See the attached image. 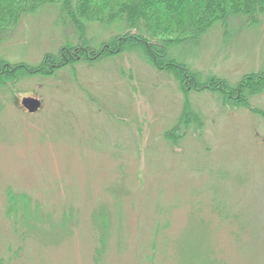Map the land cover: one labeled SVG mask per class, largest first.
I'll use <instances>...</instances> for the list:
<instances>
[{"label": "rangeland", "instance_id": "rangeland-1", "mask_svg": "<svg viewBox=\"0 0 264 264\" xmlns=\"http://www.w3.org/2000/svg\"><path fill=\"white\" fill-rule=\"evenodd\" d=\"M58 5L23 16L0 58L38 67L76 44ZM127 31L92 22L85 36L100 48ZM172 54L236 87L264 71V15L233 16ZM30 96L42 101L35 113ZM0 264H264V89L249 106L187 95L140 47L7 79Z\"/></svg>", "mask_w": 264, "mask_h": 264}, {"label": "trees", "instance_id": "trees-1", "mask_svg": "<svg viewBox=\"0 0 264 264\" xmlns=\"http://www.w3.org/2000/svg\"><path fill=\"white\" fill-rule=\"evenodd\" d=\"M57 1L61 21L69 22L79 41L68 42L57 55H47L38 67L24 63L12 65L0 58V87L21 72L49 74L59 67L75 64L80 58L111 57L140 47L157 69L174 71L187 95L190 90L217 91L229 101L236 99L240 105L249 106L250 97L264 89V71L245 74L238 85L232 87L217 76L203 80L199 73L172 54L173 46L180 43L198 45L217 23L228 29L233 16L246 17L251 24L259 20L264 15V0H0V43L23 16ZM92 22L124 24L128 31L95 48L87 41L88 35L85 36ZM170 35L176 37L167 38ZM189 117L190 110L186 106L182 121L188 123ZM173 132H168V136Z\"/></svg>", "mask_w": 264, "mask_h": 264}, {"label": "water", "instance_id": "water-1", "mask_svg": "<svg viewBox=\"0 0 264 264\" xmlns=\"http://www.w3.org/2000/svg\"><path fill=\"white\" fill-rule=\"evenodd\" d=\"M22 104L30 113H35L42 107V101L31 96L23 98Z\"/></svg>", "mask_w": 264, "mask_h": 264}]
</instances>
